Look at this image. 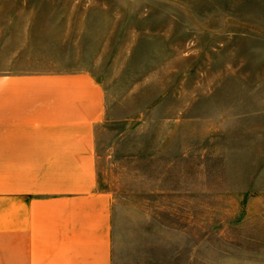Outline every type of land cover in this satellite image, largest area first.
I'll list each match as a JSON object with an SVG mask.
<instances>
[{
  "label": "rangeland",
  "instance_id": "1",
  "mask_svg": "<svg viewBox=\"0 0 264 264\" xmlns=\"http://www.w3.org/2000/svg\"><path fill=\"white\" fill-rule=\"evenodd\" d=\"M7 70L94 75L98 181L113 198L168 199L178 219L193 209L206 257L256 230L264 0H0Z\"/></svg>",
  "mask_w": 264,
  "mask_h": 264
},
{
  "label": "crops",
  "instance_id": "2",
  "mask_svg": "<svg viewBox=\"0 0 264 264\" xmlns=\"http://www.w3.org/2000/svg\"><path fill=\"white\" fill-rule=\"evenodd\" d=\"M104 115L103 88L87 71H2L0 264H264V214L243 245L216 243L206 257L193 209L178 219L168 199L103 190Z\"/></svg>",
  "mask_w": 264,
  "mask_h": 264
}]
</instances>
